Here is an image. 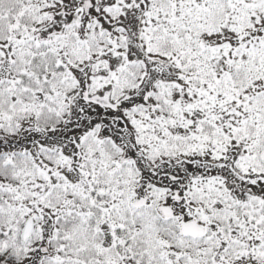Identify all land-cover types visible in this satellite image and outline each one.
<instances>
[{
  "label": "snow or ice",
  "instance_id": "6c2138e0",
  "mask_svg": "<svg viewBox=\"0 0 264 264\" xmlns=\"http://www.w3.org/2000/svg\"><path fill=\"white\" fill-rule=\"evenodd\" d=\"M0 264H264V0H0Z\"/></svg>",
  "mask_w": 264,
  "mask_h": 264
}]
</instances>
